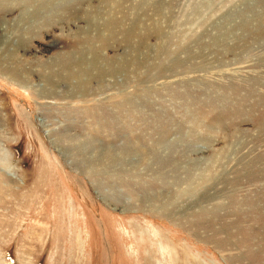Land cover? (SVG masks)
Wrapping results in <instances>:
<instances>
[{
    "label": "rangeland",
    "instance_id": "obj_1",
    "mask_svg": "<svg viewBox=\"0 0 264 264\" xmlns=\"http://www.w3.org/2000/svg\"><path fill=\"white\" fill-rule=\"evenodd\" d=\"M1 2L0 264H264V0Z\"/></svg>",
    "mask_w": 264,
    "mask_h": 264
},
{
    "label": "clouds",
    "instance_id": "obj_2",
    "mask_svg": "<svg viewBox=\"0 0 264 264\" xmlns=\"http://www.w3.org/2000/svg\"><path fill=\"white\" fill-rule=\"evenodd\" d=\"M160 231V229H157ZM169 254L161 257L157 251L155 254L158 257V264H210L206 254L198 250L195 246L188 242H174L167 245ZM122 252L126 258L135 264L134 258L128 254L127 245H122Z\"/></svg>",
    "mask_w": 264,
    "mask_h": 264
},
{
    "label": "bare ground",
    "instance_id": "obj_3",
    "mask_svg": "<svg viewBox=\"0 0 264 264\" xmlns=\"http://www.w3.org/2000/svg\"><path fill=\"white\" fill-rule=\"evenodd\" d=\"M8 1H9V0H2L1 3H2V5H4V4H6V3H9ZM11 1H14V0H11ZM26 3H27V2H26ZM53 3H54V2H53ZM46 5H48V0H46L45 2H44V0H43V5H42V7H45L44 9H46V7H47ZM52 5H53V4H52ZM61 5H62V4H61ZM50 6H51V5H50ZM53 7H54V6H53ZM60 7H61V6H60ZM47 8H49V7H47ZM27 9H28V8H27ZM41 11H42V8L40 9V11H38V10L35 11L34 14H32V13H33V12H32V13H31V16H32V15H35L34 17L39 19V18H41L42 16H40L41 13H38V12H41ZM24 13H25V12H24ZM44 13H46V12H44ZM29 16H30V15H29ZM31 16H30V17H31ZM39 16H40V17H39ZM34 17H33V18H34ZM24 18L26 19V17H24ZM20 19H22L21 22H23V18H20ZM27 19H28V17H27ZM42 20H43V19H42ZM46 20H47V19H46ZM32 22H33V21H32ZM38 22H39V21H38ZM17 23H18V22H17ZM19 23H20V22H19ZM39 23H40V22H39ZM40 24H41V23H40ZM40 24H39V25H40ZM41 26H42V25H41ZM46 132H47V131H46ZM52 139H53V138H52ZM152 234H153L154 236H156V232H155V231H153ZM159 250H160V254H161V256H163L164 253L166 252V249L163 248L160 244H159Z\"/></svg>",
    "mask_w": 264,
    "mask_h": 264
}]
</instances>
